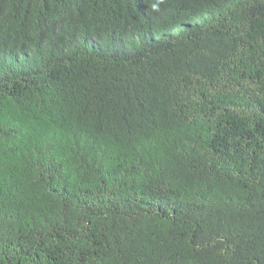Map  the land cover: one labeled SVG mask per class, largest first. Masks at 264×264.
Masks as SVG:
<instances>
[{"label": "trees", "instance_id": "trees-1", "mask_svg": "<svg viewBox=\"0 0 264 264\" xmlns=\"http://www.w3.org/2000/svg\"><path fill=\"white\" fill-rule=\"evenodd\" d=\"M153 3L0 0V264H264V0Z\"/></svg>", "mask_w": 264, "mask_h": 264}, {"label": "clouds", "instance_id": "clouds-1", "mask_svg": "<svg viewBox=\"0 0 264 264\" xmlns=\"http://www.w3.org/2000/svg\"><path fill=\"white\" fill-rule=\"evenodd\" d=\"M162 2H163V0H156V3H153L151 5L152 9L158 11L159 10V6H160V4ZM159 35L160 34H158V33H154L152 31H150L149 33H147L143 37L142 36H139V35H136L134 37V39H135L136 43H143V42H146V41L147 42H153V41H156L157 40V38L159 37ZM122 45L124 46L122 48H125V47L129 46L130 45V39H127V40L123 41V44ZM125 49H129V48H125Z\"/></svg>", "mask_w": 264, "mask_h": 264}]
</instances>
